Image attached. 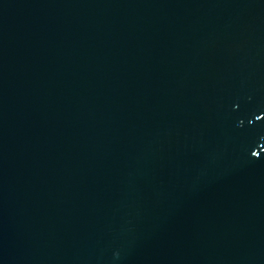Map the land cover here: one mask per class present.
Listing matches in <instances>:
<instances>
[{
    "label": "water",
    "instance_id": "1",
    "mask_svg": "<svg viewBox=\"0 0 264 264\" xmlns=\"http://www.w3.org/2000/svg\"><path fill=\"white\" fill-rule=\"evenodd\" d=\"M0 264H264V0H0Z\"/></svg>",
    "mask_w": 264,
    "mask_h": 264
}]
</instances>
